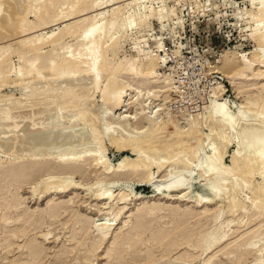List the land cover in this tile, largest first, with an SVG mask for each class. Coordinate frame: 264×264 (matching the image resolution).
I'll use <instances>...</instances> for the list:
<instances>
[{
    "label": "rangeland",
    "instance_id": "rangeland-1",
    "mask_svg": "<svg viewBox=\"0 0 264 264\" xmlns=\"http://www.w3.org/2000/svg\"><path fill=\"white\" fill-rule=\"evenodd\" d=\"M0 1V3L3 5L8 0ZM108 1L109 3H107ZM133 1L137 0H112V2L111 0H85L84 5H77L75 9H72L73 7L71 0H60L58 4H47L49 9L48 16L46 14L43 20H37L33 14H30L28 16V20L32 22V24L46 22L48 24L47 26H45L46 30L44 29V27L34 29L30 31L29 35L25 38H21L22 35L20 37L16 35L15 37L13 36L12 32H9L10 38L6 39L5 41L0 38V48L6 47L5 52L7 53L6 55L9 59L8 65L5 66L10 69L14 65H18L21 62V55L16 52L18 42L29 37H34L36 40L37 37L44 35L46 32L48 33V37H52L55 34L52 39L55 41L54 45H57L54 47V45L50 43L48 47L38 55H34L33 52H29V55L27 54L28 59L34 60L41 56L38 64L41 65L44 63H48L52 59H57L58 57H60V55L66 54L70 45L71 47H75L72 48V51L74 53H77L79 49H84V47L81 46V29L78 30L79 33H77V35L68 34L66 32L59 36L61 33L60 31L73 26L77 21H80V19L83 18L82 16L85 14L95 15L98 13H104L108 10L110 11L116 6H120L121 11L119 15L120 19H118V32L115 34V37L118 38V45L107 55V60L113 64L112 67L119 68V71H117L115 74L118 89L126 90L131 84V77H133V75L130 68L133 63L136 64V71H140L142 69L143 71H145L147 69L145 64H147L150 57H152L155 59V62L158 63V66L154 67L150 72L152 76L150 75L149 77L152 80L148 78L149 84L145 87H141V89L139 90L141 94L136 96L133 95L132 100V97L128 96L125 103L126 107H124L120 111L113 110L112 112L107 111V113L106 110L108 109L105 107L103 100H101L102 95L100 93L95 95L93 100L95 105L94 107L92 106L93 109L91 108V112L93 114L90 115L91 112L89 114V117L93 118L92 120L90 118V121L88 119V122L86 121L87 125H85L86 133H90L88 137L90 140L86 139V142L83 146L84 150H82L83 153H85L83 155L90 156L94 155L95 153L104 155V160L106 159V163H110V165L109 163L108 165L111 166L112 171H114L117 169L116 167L124 157H131L132 154L128 151H119L117 146L111 143V140H107L102 145L104 146L103 149H105V151H102L103 149L101 150L102 147L99 145V135H103L100 137L101 140L106 135L116 137L117 139L119 136V139H121L122 135V138H125L127 135H143V133L145 134L147 132L148 127L151 126L152 122L161 120L162 118H166L165 121H169V123L167 126V130L162 135V138L166 142L168 140H171L170 133L173 130L172 126L176 125L177 128H179L177 130H180V132H187L193 126V123L195 124L196 122L200 121V125L198 126L200 132L198 134V137L202 142L200 141L201 148L199 146L201 150L198 148L199 154L196 159L197 161L195 160V162H193L192 164V168L195 170V174L193 173L194 175L191 178H188L185 176L188 173L186 168L184 169L183 166H181V168L180 166H175L174 168V166L172 165L173 160L171 158L174 154L168 155L167 157V154L164 153L163 155H160L164 158L156 156L158 157L156 159L154 154L148 153L147 155L150 158L149 161L154 159L155 160L153 162L152 168H150L149 172L145 174V177L142 176V178H140L138 176H132L129 179L128 177H122L123 180H121L122 182L120 181L122 184H120L118 187V190H124L122 191L123 193L133 191L134 193H136L135 197L140 198L135 203L133 202V204H130L132 202L129 200L130 202L127 201L129 203H119L120 205L116 203L118 201H114V203L112 202V204H110L111 201H109L108 204L107 202L96 201L94 196V194L109 186L113 178H117L118 180V176L116 177L115 175L113 177V174H111L112 172L109 175H101L102 172H100L99 174L87 173V178H81L80 176L74 177L69 174L60 176L63 177V179L61 178V182L64 183L63 187L69 185L73 181L79 183L78 185H82L78 190L73 192L71 195H67L66 197H62V195H52L49 198H45L41 195L40 197L37 193L36 195L34 194L35 190L37 191L38 189H40L38 190L39 192L37 191L38 193H40L41 189H45L46 185L44 186V184H46V180L50 178L49 181L51 182L54 176H44L43 178H38L39 180L29 182V184H23L21 187L9 186L7 183H5L0 188V192H2L3 190L7 193L6 196L0 197V264H117L118 262L114 260H116L115 258L119 255L122 256V261L120 262V264H171L180 258L186 257L188 259L191 249L185 250L181 248L178 251L174 252L171 256L164 257L162 256V249L157 248L156 250L154 249L155 253L150 262L140 260L144 255L146 256L151 252L153 253L152 250L146 248V243L149 239H151L153 233H158V231L166 232L169 230V228H173V224H175V217L171 213L172 210L179 211L180 209L182 211L184 210L185 212L189 211L190 214L193 212V215H198L199 213H203L204 211L203 209L201 210V208L195 210L193 208V204L183 202V194H186L187 192L184 193L182 191H175L171 192L169 195L158 196L160 194L158 190L170 185V183H167L169 181H179L185 179L186 177L184 181H187L190 185L189 191L192 192H190V194L193 196H197L201 194V184L206 182L207 179L209 180L210 178H213L212 175L207 174V176L206 173L200 175V173L197 172L199 171L200 166H206L205 164H207L210 156L213 153L207 143L209 142V138L212 135L211 132H213L212 127H215V125H217V121H219L218 119L221 120L222 118V116L220 117L219 115L217 116L215 114L214 111H216L217 109V105L215 104H226L228 111L230 110L229 112H227L228 115H231L229 117H233L238 113V108L240 107V105L244 107H251L249 105L250 101L264 97V88L262 87L264 86V82H259L255 78L254 75L256 72L258 73L259 70L256 64H253L254 54L258 49V42L255 36L258 34V29L264 26V23H262L264 20L258 11V8L260 6L259 3H261L262 0H145L140 4V6L136 3L131 4ZM96 3H107L108 5H110V3H113V5L104 8L103 10H99L100 8L97 7ZM107 4H105L104 7L108 6ZM77 8L85 10L83 11L84 14L82 13L81 16L73 15ZM140 11L142 12L143 17H141V19H143V22L140 18H137V14L140 13ZM5 15L6 14H4V16ZM259 18L261 20L258 22ZM134 20L138 21L136 22ZM126 24L128 26H126ZM74 36L78 37L75 38ZM74 44L77 45L75 46ZM162 50H165L164 52L166 53H164ZM228 60L234 61L235 64L238 65V68L232 71V68L226 67L225 64ZM117 65L119 66L117 67ZM238 69H240V71L237 72ZM183 73H186L189 77V79L183 80L185 82L184 86H182L183 81H179V79H177L178 75ZM119 74H121V76ZM15 78L16 75H13V79ZM44 78L42 77L41 80H34V84L31 83V87V84L26 85V87L28 86L27 88L24 86L25 84H22L23 82H19L20 86L16 84V86L14 84L13 86L12 84H10V86H8L9 84L4 85V87H1L2 89H0V107L3 106L2 109L5 107L4 104L7 103L4 100H6L8 96L9 100H11V96H13V101L17 98H22L24 99L23 101H26L28 98L27 96H29V94L32 92V89L39 88L41 90L42 87H44L45 82H40ZM231 78H234V80L231 81ZM213 79L218 81V83H216V85L212 87L211 90H209L208 81ZM61 81L63 82L62 79ZM61 81L59 79L58 82H56L55 86H57L58 88L59 86L61 87ZM163 81H167V83L169 82V85L166 83L164 85L159 84ZM105 82L103 80V84H106ZM62 86H65V84H63ZM24 93L26 94V96ZM215 93H217V96L219 97L213 95ZM9 100L7 99L6 101L8 102ZM34 108H29L30 112L28 110H24L21 112V114H18V120L16 119L17 128H15V130L11 132V134H8L10 135L7 136L10 137L9 139H11L12 137L11 140L13 141L17 136L25 135L28 140H31L37 134V127L41 128L42 126L44 132L45 130H47L44 127H47V124L50 123L49 120L51 121V118H45L46 115V117H49L47 114V109L49 108L47 107L46 109L44 105H37ZM2 109L0 108V110ZM43 109L44 111H46V114H44L45 112L43 111ZM74 111L67 114L68 118L66 119V122L69 123L68 125L66 123V130L68 129L66 131L67 133H69V131L70 133H74V131H76V129L78 128L76 126L81 124V121H79L78 118L79 109H76ZM212 111L213 116H211L212 113H210ZM54 113H56L55 115L59 116L61 113L60 109L56 108V110L52 114ZM76 113L77 115H75ZM127 114L129 116L132 115V118L134 117L135 119L133 118L132 123L130 122L129 125L125 123V126L123 124L124 122L121 120H123V116H126ZM23 115L25 118H23ZM228 115L226 117H228ZM59 117H61V115ZM210 117H215L218 119L212 120L210 119ZM40 120L44 123V125L43 123L39 125V123H41ZM98 120L100 121V126L98 127V129H96L97 127H94L92 125H95ZM136 121H138L139 124L137 123L136 125ZM250 121L251 120H246V123H242H244L243 125H249L252 123H250ZM32 123L35 126H33ZM242 123L240 124L241 126H243ZM121 124L124 126V128ZM240 125H238V127ZM241 126L239 128H235L236 131L233 130L229 132V136L232 134L230 136V139H232V143H230L226 151H224L223 159L225 167L227 168L233 166L231 162L233 153L239 152L237 151V149L239 148L241 140L237 136L238 133L236 135V132H239ZM29 127H31L32 131L34 132L30 131L31 129H29ZM93 127L97 131H93L92 134L91 132ZM119 128L121 129V131ZM109 129L111 131L108 132ZM24 132L26 134H24ZM30 132L32 133L30 134ZM187 141L189 144L190 142L192 143L196 140L189 136L187 138ZM6 145L9 146L8 144ZM6 145L4 146L5 148L3 147L2 154H0V162H2L5 167L9 166L15 159L14 157L6 156L5 150L8 149ZM20 145L18 148V155L25 153L20 149ZM73 145L76 146V144ZM73 145L62 148L65 155H68L71 151L74 150ZM25 146L22 147L23 150H25ZM19 149L22 153L19 151ZM57 149L59 148L56 147L54 151ZM240 149L241 148H239L238 150ZM91 150H94L95 153L91 154L93 152H91ZM176 153L177 152H175V154ZM179 153H181V151ZM25 160L28 159L26 158ZM87 163L88 162H86L84 165L86 166ZM158 165H164V168H161V170H159L158 167L160 166ZM89 167L90 166H88V168ZM169 174L171 175L169 176ZM149 175H152V178H150L151 181L148 182L147 179L149 178ZM66 176L68 177V179ZM254 181L253 186L250 190L246 188L238 194V199L244 202L247 207L249 205L248 208L250 210L249 212L246 211V213L251 212L250 215L256 213L252 212V208L255 206L254 204H252L251 198L255 196L257 192L256 184L259 185L262 180L259 176H257ZM231 182L232 180L230 181L229 179L228 183L231 184ZM229 189V187L226 188L227 191ZM252 193H254V195ZM118 194L119 191H116L115 197H117ZM14 195H17L16 198L18 199L19 206L17 207L18 210H14V214L11 219L9 217L3 216L5 213V208L1 203L4 199H11ZM247 201L248 203H246ZM105 203L107 205H105ZM52 205H58V208L56 207V209H60L62 207L65 208L67 206H69V208L67 210L63 208V210H61L60 212H56V210L55 213H52L49 211V206ZM225 205L226 204L219 203L216 204V206H214L215 209H213L218 210V207L222 208ZM153 206H157L158 210H156L155 212H151V214L155 213L151 215L149 214V212L151 210V207ZM123 207H126V209L123 211V214L119 217L118 222L115 224L112 220H114L115 214ZM146 210H148V212L144 213V211ZM221 216L222 217H220L218 222V227H221L223 225V228L225 229L220 230L219 228L216 229V232L217 234L226 232L230 236L227 237L228 239L224 240L225 242L223 241L222 244H220L221 248L220 246H217L202 258L196 259L194 262H191L189 264H205V261L209 260L216 254V257L212 258L210 262L220 261L221 256H223L224 253H229L230 251H233L235 249V244L239 243L242 240L240 239L241 237L249 236L253 233L252 230L256 228L255 231H257L261 228V226H263L262 223L257 224V226L253 227L252 229H247L248 227L246 229H242V232L241 230L238 231L235 225L238 222V220L235 219L240 218V216L226 221H224L225 213H222ZM30 217L31 219L36 218V220L38 221H36V223H34L33 225L26 224L28 226L25 225L24 228H21L22 226L15 223V221H17V219L19 218L21 219V221H23L27 220ZM4 218L6 220H4ZM199 218L200 217L197 216L196 218H193L191 220L192 222H190L189 224V229L194 230V225L198 222ZM263 219L264 217H261V220ZM82 221H84V223ZM148 221L150 223H148ZM260 221H257L256 223H259ZM80 222L81 224H79ZM228 222H231L229 226ZM112 223L117 225L114 226L116 230L111 232V234L108 236L109 239L107 238L106 241H103L99 236L97 227L98 225H113ZM140 225L144 226V228ZM146 227L149 230H146ZM25 228H28V234L25 232L22 233ZM134 229L137 230H135L134 232ZM234 232H237L238 235H232ZM47 235L49 236L47 239H45V236ZM18 236L23 237L18 238ZM73 236L74 238H72ZM12 242H14V244H12ZM259 245L253 248V253L251 254V256H249L248 264H252L256 256H259L258 250L261 248L262 244L259 243ZM229 246L231 248H229ZM200 254L202 255V253ZM135 257H137L138 259L140 257V259L137 260Z\"/></svg>",
    "mask_w": 264,
    "mask_h": 264
},
{
    "label": "bare ground",
    "instance_id": "bare-ground-1",
    "mask_svg": "<svg viewBox=\"0 0 264 264\" xmlns=\"http://www.w3.org/2000/svg\"><path fill=\"white\" fill-rule=\"evenodd\" d=\"M71 1H72V7H73L72 9H75L77 5L82 6L85 4L84 3L85 0H71ZM144 1L145 0H137V1H133L131 4L136 3V4H139L140 6V4L143 3ZM59 2L60 0H8L3 5L0 3V5L2 6V7L0 6V38L3 39L4 41L10 38L9 32H12L13 36L15 37L16 35L18 37L22 35L21 38L23 37L25 38L26 36L29 35V32L34 29L44 27V29L46 30L45 26L48 25L46 22L37 23V24L33 23L34 24L33 25L32 22L28 20V16L30 14H33L37 20L41 21L44 19L46 14L48 16L49 9H48L47 4L49 3L58 4ZM107 3H109V1ZM105 4L96 3L97 7L100 8L99 10H103L104 8H107L113 5V3H110V5L107 4L108 6L104 7ZM259 4L260 6L258 8V11L264 20V0H262L261 3ZM120 9H121L120 6L118 7L116 6L112 8L110 11L108 10L107 12H104V13H98L95 15L85 14L82 16L83 18L80 19V21H77L73 26H70L60 31L61 33L59 36H61L62 34L66 32L68 34L77 35V33H79L78 30L81 29L80 31L81 32L80 39H82L81 46L84 47V49L82 50L79 49L77 53H74L72 51L73 50L72 48H75V47L73 46L71 47L70 45L69 49L67 47L68 51L66 52V54L60 55L59 53L60 55V57H58L59 59L58 58L55 59L54 57L56 56V54H58L56 53L55 56L53 57L54 59H52L48 63L39 65L38 62L40 61L41 56L33 60V59H28L27 54L29 52H33L34 55H38L42 53V51L46 49L50 43L54 45L55 41L52 39V37L55 34L52 37H48L47 36L48 33L46 32L44 35L37 37L36 40L34 37H29L26 39H22L20 42H18L16 52H18L21 55V58H20L21 62L18 65H14L10 69H8L5 66V65H8V60H9L8 56L6 55L7 53L5 52L6 47L0 48V89H2L1 87H4V85H8V84H9L8 86H10V84H12V86L13 84L20 86L19 82L21 83L23 82L22 84H25L24 86L26 87V85L28 84L29 85L31 83L34 84L33 83L34 80H37V79L41 80L42 77L43 78L45 77L42 81H40L42 83L45 82L44 87H42L41 90L39 88H38L39 90L36 88L32 89V92L29 94V96H27L28 98L26 97L27 98L26 101H23L24 99H22L21 97H20L21 99L17 98L13 101L12 100L13 96L10 95L12 99L9 100L8 98L9 96H8L7 99L9 101L7 102L6 101L7 99L4 100L7 103V104H4L5 107L3 109H2L3 106L0 107L2 109L0 110V136L4 135L0 137V154H2L3 147L6 144H8L9 146L6 145L8 149H6L7 151L5 150V154L6 156L15 158L14 161L7 167H5L2 162H0V188L5 183H7L9 186H16V187L20 186L21 187L23 184H26V183L29 184V182L31 181L33 182L34 180H39L40 178H43L44 176H54L51 182L49 181L50 178L47 177L49 179L46 180V184L43 183L44 186L46 185L45 186L46 188L41 189L40 193H38L39 192L38 190L40 189L37 190L38 192L35 190L34 194L36 195L37 193L39 196L41 195L45 198H49L52 195H62V197H66L67 195L69 194L71 195L73 192L78 190L79 187H81L82 185L81 184L78 185L79 183L73 181L69 185L63 187L64 183L61 182L63 177H60V176L69 174L74 177L80 176L81 178H87L86 177L87 173L99 174L100 172H102L101 175L103 174L109 175L112 172L111 173L113 174L112 176L113 177L115 175L116 177L118 176V180L117 178L116 179L113 178L114 180L113 179L111 180L109 186H107L106 188L94 194L95 200L99 202H107V204L109 203V201H111L110 204H112V202L114 203V201L115 202L118 201L116 202L118 204L119 203L127 204L131 201L132 203L130 204H133V202L135 203L140 197H135L136 193H134L133 191H130V192L127 191L128 193H123L122 191L124 190L122 189L118 190V187L120 184H122L121 183L122 182L121 180H123L122 177L124 178L128 177V179L132 176L134 177L138 176L140 178H142V176L145 177V174L149 172L150 168H152L153 162L155 160L153 157L154 160L149 161L150 158L147 155L148 153L154 154L155 157L163 155L164 153L167 154V157L168 155L174 154L171 157L173 160L172 165L174 166V168L175 166L177 167L180 166V168L181 166H183L184 169L186 168L188 173L185 176L188 178H191L195 174L194 172L195 170L192 168V164L193 162H195V160L198 157L199 146L201 148V145H200L201 139L198 137V134L200 132L199 127H198L200 125V121L196 122L195 124L193 123V126L187 132L185 131L180 132V130H177L179 128H177L176 125L172 126L173 130L170 133L171 140L170 141L168 140L166 142L162 138V135L167 130V126L169 123V121H165L166 118L165 119L162 118L161 120L154 121V122L150 121L152 122L151 126L148 125L149 127H148V130L146 129L147 132L145 134L144 133L143 135L137 134L140 136H137V135L128 136L127 135L125 138H122L123 136L122 135L121 139H119L120 136L117 139L116 137L107 136L105 134L106 136H104L101 140L100 137L103 135L98 134L100 136L98 137L100 139L99 145L102 147L101 150L104 148V146L102 145L107 140H111V143L117 146L119 151H128V152H131L132 154L131 157L130 156L124 157L122 161L119 163V165L116 167L117 169L114 171H112L111 166H109L110 163L108 162L109 163L108 165V163H106V159L104 160V157H105L104 155L102 154L100 155L98 153L96 154L94 150H91V152L93 151L91 154L95 153L94 155H90V156L83 155L85 153H83L82 150H84L83 146L86 142V139L90 140L88 138L90 133L88 132L86 133L85 125H87L86 121L88 119L90 121L91 117H89V114L91 110L93 109L92 106L94 107L95 105L93 102L95 95L98 93L102 95L101 100H103L105 107L108 109L106 110V112L107 111L112 112L113 110L120 111L124 107H126L125 103L127 101L126 98L128 96L132 97L133 95L136 96V95L141 94L139 90L141 89V87H145L149 84L148 78H150L149 77L151 75L150 72L152 71L154 67L158 66V63H156L155 59L152 57H150L149 62L145 64L147 67L145 71H143V69L140 71H136L135 70L136 64L133 63L130 68L132 75H133V77L130 76L131 84L128 86V89L126 90L118 89L117 82L115 79V74L117 71H119L118 70L119 68L112 67L113 64L107 60V55L111 50L113 51V49L118 45V38L115 37V34L118 32V19H120L119 15L121 11ZM83 11L85 10L77 8V10H75V13L73 15L81 16ZM3 12L4 14H6L5 16ZM141 17L143 16H142V12L140 11V13L137 14V18L141 19ZM141 20L143 22V19ZM260 20L261 19L259 18L258 22ZM262 23H264V21ZM126 26L128 25L126 24ZM257 32L258 34L255 36V38L258 42V49L254 54L253 64H256L259 71L258 73L256 72L254 76L259 82H264V71H263L264 70V26L258 29ZM56 45L57 44H55L54 47ZM25 48H27L29 51ZM118 66L119 65H117V67ZM225 66L232 68V71L238 68V65L235 64V62L232 60H228ZM238 71H240V69H238L237 72ZM13 75H16L15 79H13ZM119 75L121 76V74ZM59 79L60 81L62 79L63 82L61 81V84H60L61 87L59 86L58 88L55 85ZM103 80L104 82L106 81L105 82L106 84H103ZM150 80L152 79L150 78ZM233 80L234 78H231V81ZM165 83L168 84L167 81H163L159 84L164 85ZM32 84L30 85V87L32 86ZM63 84H65V86H62ZM262 87L264 88V86ZM213 95L217 96V93ZM218 95H219V92H218ZM132 99L133 97L131 98V100ZM37 105L39 106L44 105L46 109L47 107L50 109V110L47 109L48 110L47 114L49 117H46L47 115L45 116V118H48V119L51 118V121L49 120L50 123H48L49 125L47 124V127H44L47 130H45L44 132L43 127L42 126L41 128L37 127V123H36V127L38 128L37 134L31 140H28V138L25 135H19L16 137V139L14 138L13 141L11 140L12 137L11 139H9L10 137H7V136H10V135L8 134H11V132H13L15 128H17L16 119H17L18 114H21V112L24 110L29 111V108H34ZM215 105H217V109L216 111H214L215 114L217 116L219 115L220 117L222 116V118L220 120L215 117H210V119L212 120H215V119L219 120L216 123L217 125H215V127H212L213 132H211L212 135L209 138V142H208L209 144L207 143V145L210 147L213 153L210 156L207 164H205L206 166L205 167L200 166V169L197 172V173H200V175H203L204 173H206V175L207 174L212 175L213 178H210L209 180L207 179L206 182L201 184L200 186L201 194L197 196L196 195L193 196L190 194L191 192L189 191L190 185L187 181H184L186 179L185 176H184L185 179H182L181 177L182 180H179V181L175 180L173 182L172 181L167 182V183H170V185L166 186L165 188H160V189L158 188L159 189L158 191L160 194L157 193L159 194L158 196H165L175 191H182L184 193L187 192L186 194H183V197L181 196L183 198V202H188V204H193L194 206L193 208L195 210L198 208H201V210L203 209L204 211L203 213H199L198 215L196 214L193 215V212L190 214L189 211L185 212L184 210L182 211L180 209L179 211L172 210L171 213L175 217L174 218L175 224H173L174 226L172 225L173 228L172 229L169 228V230L166 232L158 231V233L157 232L153 233V236H152L153 238L151 237V239H149L146 243L147 244L146 248H149L150 250H152L153 253L151 252L152 255L151 253L146 256L144 255L143 257H141V259L139 257L140 260H143V261L145 260V261L150 262L155 253L154 249L156 250L157 248L162 249V253H163L162 256L164 257L171 256L174 252L178 251L181 248L185 250L191 249L188 259L186 257L180 258L173 263L170 262L171 264H189L191 262H194L196 259L202 258L213 248L220 246V244H222V242L225 239H228L227 237L230 236L226 232L222 234L221 233L217 234L216 232V229H219V228L220 230L225 229L223 228V225L221 227H218L219 219L220 217H222L221 214L225 213L224 221L231 220L232 218H237L238 216H240V218L235 219V220H238V222L235 224L238 231L241 230L243 232L242 229L244 228L246 229L247 227H248L247 229H252L253 227L257 226V224H261V223L263 224V226L260 225L261 228L257 231H255L256 228L252 230L253 233L252 234L249 233L250 234L249 236H244L241 238L239 237L240 239H242L239 242L240 244L236 243L235 249L233 251H230L229 253L227 252L224 253V255L221 256L220 261L210 262L212 258L216 257L217 255L216 254L213 257H211L209 260L205 261L204 263L205 264H248L249 256H251V254L253 253V248L259 245V243H261L262 244L261 248L259 247L260 249L258 250L259 256H256L252 264H264V219L261 220V217H264V97H261L260 99H257V100L250 101L249 105L251 107H244L240 105V107L238 108V113L235 114V116L232 115L233 117H229L231 115H228L227 112H229L230 110L228 111L226 104H219V105L215 104ZM56 108L60 109L61 117H59L60 115L59 116L55 115L56 113L52 114L56 110ZM76 109H79L78 118H79V121H81L80 122L81 124L76 126L78 128L76 129V131H74V133L72 132L70 133V131L69 133H67L66 132L68 130V129L66 130V123H67L66 119L68 118L67 114L71 113L72 111ZM44 112L43 113L46 114V111ZM210 113H212L211 116H213V111ZM92 114L93 113L91 112L90 115ZM75 115H77V113ZM227 115L228 117H226ZM23 118H25L24 115H23ZM133 118H132V115L129 116L127 114L126 116H123V120L121 121L124 122L123 123L124 125L125 123L129 125L130 122L132 123ZM33 119H34V116H33ZM99 120L97 122L98 124L97 123L95 124L96 126L92 123L93 124L92 126L97 127L96 129H98V127L100 126ZM246 120H251L250 123L251 122L252 123L249 124L248 122L249 125H246V124L243 125L244 123L242 122L246 123ZM42 123L43 122L41 121L39 125ZM135 123L137 125L138 121H136ZM241 123L243 126L240 125ZM68 124L69 123H67V125ZM238 125H240L241 128L239 132H236V135L238 133L237 136L241 140L240 141L241 145L239 144V148L241 149L238 150L239 149L238 148L237 151L239 152L235 151L236 153H233L232 159H231L233 166L230 168H227L225 167V164L223 162L224 161L223 160L224 151H226L228 145L232 143V139H230V136L232 134L229 136V132L235 130V128H237ZM33 126L35 125L33 124ZM94 127L92 128V132H91L92 134H93V131L96 130ZM29 129H31V127H29ZM30 131H32V129ZM109 131L111 130L109 129L108 132ZM32 132H30V134ZM24 134L26 133L24 132ZM189 136H191V138H194L196 141L192 143L190 142L188 144L187 138ZM20 144L21 145L25 144L26 146L25 145L21 146ZM73 144H76V146H74ZM19 145L21 147L20 149L22 150V152L24 151L26 154L23 153L21 155H18ZM72 145L74 146V150L71 151L72 153L70 152L71 154L69 153L68 155H65L62 148L72 146ZM23 146L26 147L25 150L22 149ZM56 147H58L59 149L54 151ZM102 151H105V149H103ZM180 151L181 153H179ZM175 152L179 154L177 153L175 154ZM26 158L28 160H25ZM157 158L158 157H156V159ZM161 158H164V157H161ZM169 159H170V156H169ZM86 162L88 163L85 166L84 164ZM88 166L90 167L88 168ZM158 166H160L158 167L159 170H161V168H164L163 167L164 165H158ZM170 175L171 174H169V176ZM172 175H175V174H172ZM257 176L261 178L262 182L259 185L254 183L257 186V189H256L257 192L255 196L251 198V202L255 206L251 208L253 209L252 212H256V213H254L253 215L252 214L250 215L251 212L246 213V211L249 212L250 210L248 208L249 205L247 204L248 205L247 207L244 202L240 201L238 199V194L242 192L243 190H245L246 188L250 190L251 187L253 186V181L256 179ZM174 177H171V178H174ZM150 178H152V175H149V178L147 179L148 182L151 181ZM229 179L230 181L232 180L231 184L228 183ZM227 187L230 188L228 191L226 190ZM116 191H119V194L117 197H115ZM0 194H1L0 197L7 195V193L4 192L3 190L2 192H0ZM252 194L254 195V193ZM16 197L17 195H14L11 199H4L2 201L1 204H3V207L5 208V213L3 215L4 217H9L12 219L14 210H16L17 207L19 206L18 199ZM219 203L226 204V205L222 208L218 207V210L217 209L214 210L215 209L214 206H216V204H219ZM246 203H248V201ZM107 204L105 203V205ZM57 206L58 205L49 206V211L52 213L53 212L55 213L56 210H57L56 212H60L64 208L62 207L60 209H56ZM126 207H123L120 211H118L115 214V218L114 220H112L115 224L118 222L119 217L123 214V211L126 209ZM68 208L69 206L65 207L64 209L67 210ZM156 210H158L157 206L151 207L149 214H151V212H155ZM146 212H148V210L144 211V213ZM153 214L155 213H152L151 215ZM197 216L200 218L198 219V222L196 221L197 223L194 225L195 226L194 230L189 229L190 227L189 224L190 222H192L191 220L193 218H196ZM4 220L6 219L4 218ZM36 221H38L36 220V218L31 219V217L23 221H21V219L19 218L17 219V221H15V223L22 226L21 228H24L26 224L33 225L34 223H36ZM257 221H260V222L256 223ZM82 222L84 223V221ZM231 222H228V226L231 224ZM148 223L150 222L148 221ZM79 224H81V222ZM115 224L107 225V226L98 225L97 231L103 241H106L108 236L111 234V232L116 230L114 226H117V225ZM76 225H77V222H76ZM142 227L144 228V226ZM135 230L137 229H134V232ZM146 230H149V229L146 227ZM24 232L25 233L29 232L28 228H25L22 233ZM193 232H196V233H193ZM237 232H234L232 235L234 234L236 235ZM20 235H23V234H20ZM48 236L49 235L45 236V239H47ZM20 237H23V236H18V238ZM72 238H74V236ZM12 244H14V242H12ZM229 248L231 247L229 246ZM200 253H202V255ZM121 257L122 256L119 255L118 257L115 258L116 260L114 261L120 264V262L122 261ZM135 258L139 260L137 257Z\"/></svg>",
    "mask_w": 264,
    "mask_h": 264
},
{
    "label": "built area",
    "instance_id": "built-area-1",
    "mask_svg": "<svg viewBox=\"0 0 264 264\" xmlns=\"http://www.w3.org/2000/svg\"><path fill=\"white\" fill-rule=\"evenodd\" d=\"M165 46H166V44H165ZM177 79H179V81H183L184 79H189V77H188V75L186 73H183V74L178 75V78ZM184 83L185 82L183 81V85L182 86H184ZM208 83H209V90H211V88L214 87L216 85V83H218V81H216L215 79H213V80L208 81Z\"/></svg>",
    "mask_w": 264,
    "mask_h": 264
}]
</instances>
